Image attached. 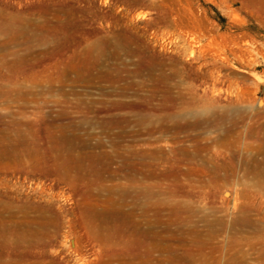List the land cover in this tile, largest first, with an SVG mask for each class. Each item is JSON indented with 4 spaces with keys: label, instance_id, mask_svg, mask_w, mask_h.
I'll return each mask as SVG.
<instances>
[{
    "label": "rangeland",
    "instance_id": "obj_1",
    "mask_svg": "<svg viewBox=\"0 0 264 264\" xmlns=\"http://www.w3.org/2000/svg\"><path fill=\"white\" fill-rule=\"evenodd\" d=\"M263 4L0 0V264H264Z\"/></svg>",
    "mask_w": 264,
    "mask_h": 264
},
{
    "label": "bare ground",
    "instance_id": "obj_2",
    "mask_svg": "<svg viewBox=\"0 0 264 264\" xmlns=\"http://www.w3.org/2000/svg\"><path fill=\"white\" fill-rule=\"evenodd\" d=\"M242 4V3H241ZM246 4V3H245ZM256 4V3H255ZM250 5V4H249ZM264 5V4H263ZM242 6V5H241ZM240 6V7H241ZM249 7V6H248ZM247 8V7H246ZM255 8V7H254ZM242 9H243V7H242ZM254 10V9H253ZM256 10V9H255ZM258 10V9H257ZM247 11V10H246ZM251 11V10H250ZM259 11V10H258ZM252 12V11H251ZM257 12V11H256ZM256 14H258V13H256ZM12 17V16H11ZM14 17V16H13ZM10 18V17H9ZM8 18V19H9ZM14 18H16V17H14ZM259 18V17H258ZM7 19V20H8ZM14 21H15V19H14ZM5 22V21H4ZM15 24V23H14ZM11 25V24H10ZM240 25V24H239ZM5 28V27H4ZM8 33V32H7ZM16 33V32H15ZM18 34V33H17ZM238 35V34H237ZM239 36V35H238ZM230 38H231V34H230ZM246 40V39H245ZM230 41L232 42V44L233 45H237L239 42H241V40L238 38V37H232L231 39H230ZM230 42V43H231ZM245 43H247V41L245 42ZM209 44H212V40H211V43H209ZM238 46V45H237ZM203 47H205V46H203ZM206 47H207V45H206ZM208 47H212L211 45L210 46H208ZM238 48V47H237ZM203 48H201V50H202ZM232 49V48H231ZM201 50H199V51H201ZM213 50V49H212ZM212 50L211 51H209V52H212ZM247 52V51H249V50H244V52ZM218 52V51H217ZM236 52H237V50H236ZM251 52V51H250ZM203 54H204V52H202ZM221 53V52H220ZM207 54H210V53H207ZM219 54V53H218ZM217 54V55H218ZM249 54V53H248ZM213 56H214V54H212ZM220 55V54H219ZM222 55V54H221ZM216 56V55H215ZM224 56H225V54H224ZM223 56V57H224ZM240 56V55H239ZM251 56H252V53H251ZM242 57V56H241ZM244 57V56H243ZM242 57V58H243ZM222 59V58H221ZM225 59V58H224ZM4 65V64H3ZM17 65V64H16ZM5 75V74H4ZM213 76V75H212ZM6 78V77H5ZM10 84V83H9ZM8 86H10V85H8ZM4 88V87H3ZM7 89V88H6ZM21 92V91H20ZM14 94V93H13ZM131 107V106H130ZM194 112V111H193ZM210 113H212V112H210ZM180 122V121H179ZM69 127V126H68ZM63 128V127H62ZM64 129V128H63ZM2 133V132H1ZM67 135V134H66ZM38 145V144H37ZM29 147V146H28ZM28 147H27V149H28ZM36 147H38V146H36ZM31 148V147H30ZM55 148V147H54ZM5 150V149H4ZM48 151V150H47ZM49 151H50V149H49ZM57 151V150H56ZM39 152H40V150H39ZM54 152V151H53ZM59 152V151H58ZM48 153V152H47ZM57 154V153H56ZM96 156V155H95ZM17 158V157H16ZM50 158V157H49ZM70 159V158H69ZM68 162V161H67ZM63 166H64V164H62ZM85 165H86V163H85ZM84 165V166H85ZM54 167V166H53ZM55 168V167H54ZM64 168H66V167H64ZM56 169V168H55ZM81 169V168H80ZM63 170V169H62ZM87 170V169H86ZM89 170V169H88ZM59 173V172H58ZM88 174H90V173H88ZM75 175V174H74ZM61 176V175H60ZM73 176V175H72ZM55 177V176H54ZM58 177V176H57ZM88 177V176H87ZM76 182V181H75ZM70 188V187H69ZM74 188V187H73ZM76 188V187H75ZM12 207V206H11ZM4 208V207H3ZM9 208V207H8ZM26 208V207H25ZM24 208V209H25ZM7 209V208H6ZM11 209V208H10ZM21 210V209H20ZM7 211V210H6ZM12 211V210H11ZM25 211H27V210H25ZM29 211V210H28ZM37 212V211H36ZM23 214V213H22ZM30 214V213H29ZM0 216H2V215H0ZM25 217H26V214L24 215ZM1 219V218H0ZM5 220H6V218H5ZM8 220V219H7ZM40 220V219H39ZM9 221V220H8ZM12 221V220H11ZM40 225V224H39ZM3 226V225H2ZM4 228V227H3ZM1 230V229H0ZM22 232V231H21ZM1 236V235H0ZM3 243V242H2ZM8 248V247H7ZM3 250V249H2ZM8 256V255H7ZM12 257V256H11ZM3 258V257H2ZM108 259V258H107ZM110 260V259H109ZM107 261V260H106ZM97 263V262H96ZM10 264V263H9ZM15 264V263H14ZM87 264V263H86ZM98 264V263H97ZM117 264V263H116Z\"/></svg>",
    "mask_w": 264,
    "mask_h": 264
}]
</instances>
